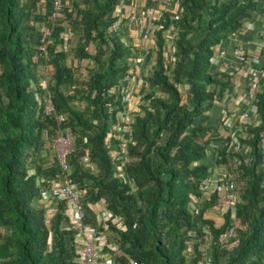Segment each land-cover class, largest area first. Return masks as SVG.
<instances>
[{"label": "trees", "instance_id": "16d2710c", "mask_svg": "<svg viewBox=\"0 0 264 264\" xmlns=\"http://www.w3.org/2000/svg\"><path fill=\"white\" fill-rule=\"evenodd\" d=\"M119 1L68 0L51 21V0H0V264H81L75 222L117 264H264V92L257 125L210 118L234 88L214 64L217 48L246 22L263 21L264 5L181 0L173 20V6L143 0L141 11L162 13L153 56L144 58L154 65L131 90L125 133L121 81L135 78L145 53L129 37L138 10L113 30ZM52 26L42 53L43 29ZM237 124L244 135L234 139ZM66 134L63 171L54 143ZM212 168L233 182L223 214L222 194L201 186ZM68 179L82 209L76 221L48 184Z\"/></svg>", "mask_w": 264, "mask_h": 264}, {"label": "built area", "instance_id": "2783aa9c", "mask_svg": "<svg viewBox=\"0 0 264 264\" xmlns=\"http://www.w3.org/2000/svg\"><path fill=\"white\" fill-rule=\"evenodd\" d=\"M68 0H51L52 5H53V12L50 16V20H54L57 18V16L62 12L65 3ZM160 2L163 5H169L173 6L174 10H177V13L173 16V20H176L178 18V11L180 7V1L181 0H155ZM162 5V6H163ZM142 7H135V6H125L123 0L119 1L117 6L115 7L114 14L113 16L116 18V21L113 25V30H117L119 28V24H121L124 20H127L129 18H132L135 14V12L138 10L139 11V16L136 17L137 25L141 29V34L142 38L145 41H152L153 38V21L157 20L159 16L161 15L162 12H159L155 9L148 8L145 9L144 11H141ZM164 11L166 9L162 8ZM161 9V10H162ZM52 27H46L43 29V37H42V44L39 47L40 52L44 53L46 52L47 45L50 41V36L52 32ZM262 31L259 33L261 37H264V27L261 29ZM63 39L66 43L67 39L70 37V30L67 29L64 34L62 35ZM172 33L168 35V41L172 40ZM259 53L264 51V45L259 47L258 49ZM142 59V58H141ZM141 59L138 61L140 62ZM241 68H245L244 65L241 64ZM137 71V70H136ZM132 74L125 76L122 81H121V88H123L124 91V105H126V112H122L121 117L124 119L126 122V125L122 128L123 132H129V126H128V108L131 107L132 105V93H131V83L133 81L135 82L134 77H131ZM250 76V87H249V100L251 103L255 106L257 103V95L261 93L262 91L264 92V74L260 73L257 74L256 72H251L247 71V76ZM140 80V79H139ZM137 82V81H136ZM136 82L133 84V87L135 89H140L141 85H143L142 81H138L140 83L139 85H135ZM130 91V92H129ZM46 112L50 114L52 112L51 108V103L48 102V106L46 108ZM262 112L264 114V104H263V109ZM58 122H62V118H57ZM234 122H240V123H246V116L241 115L237 116L234 113H230L228 115V118L226 120V126L227 127H232L234 125ZM236 137V136H235ZM236 139V138H234ZM56 144H67L69 147V150H56V156L59 161V164L61 165L63 171H67V166L65 164V155L68 154L70 150V137L69 134L66 135H61L56 141ZM234 144L237 145V142L235 140ZM55 148V147H54ZM260 148L262 150V168L264 170V125L262 128V131L260 133ZM41 182H43L41 180ZM221 182V183H220ZM50 185V193L53 198H56L60 201H63L70 206V208L74 209V212L76 213L77 218L82 217V209H81V204L79 202V196L78 194L74 191L72 185H71V180H66L64 182H60L57 180H52L48 182ZM202 188L214 192L217 191L218 193L222 194V203L223 207L221 210V213L227 212V210L233 206V197H232V191L234 189L233 187V182L230 180V174L228 171H224L219 179L214 182L212 180H204L202 182ZM106 215V213H105ZM76 230L81 231L80 232V237L83 238V246L80 249V254H81V264H117L113 256H105L101 254V251L99 250V247H97L95 240L93 238L92 230L82 226L81 224L75 222L73 226ZM225 237L221 238V241L224 240ZM128 264H141L137 261H131Z\"/></svg>", "mask_w": 264, "mask_h": 264}, {"label": "crops", "instance_id": "0c3cea01", "mask_svg": "<svg viewBox=\"0 0 264 264\" xmlns=\"http://www.w3.org/2000/svg\"><path fill=\"white\" fill-rule=\"evenodd\" d=\"M126 1L129 2L127 3L123 0L125 6L141 7L143 5V0ZM261 3L264 5V0H261ZM261 21L255 18L254 21L246 22L239 35L231 37V39L217 48L218 55L214 60V64L216 68L218 67L219 72L227 71L234 77L232 80L234 88L233 93L226 96L220 107L218 106V109L211 111L210 114L212 116L210 118L213 122L227 114L234 113L237 116H246V123L239 122L241 125L259 124L256 108L249 100L250 76H247V71L264 74V51L261 53L258 51L259 47L264 45V37H261L259 34L263 28ZM145 42L150 43L151 48L153 47L152 42ZM146 55L148 54L145 53L144 58H146ZM241 64L245 66L244 69L241 68ZM235 129L231 137H243L244 127H240L237 124ZM226 136L225 134L224 137ZM236 147L237 145L234 144L233 148L235 149ZM213 170H215V174L212 176V181L216 182L225 170L223 168H214ZM73 213L75 214L73 220L76 221V213ZM105 213L106 216L110 215L108 212ZM103 241L102 239L101 242Z\"/></svg>", "mask_w": 264, "mask_h": 264}, {"label": "rangeland", "instance_id": "374dc122", "mask_svg": "<svg viewBox=\"0 0 264 264\" xmlns=\"http://www.w3.org/2000/svg\"><path fill=\"white\" fill-rule=\"evenodd\" d=\"M263 23H264V20L262 21ZM134 31V32H133ZM132 32L133 33H131L130 35H129V37H130V39L132 40V43H135L136 45H137V47H138V52H139V54L140 53H147V54H151L152 56H153V53H154V48L152 47H150L151 45H150V43H146L144 40H143V38H142V34H141V29L139 28V26H138V28L136 29V31L135 30H133ZM153 46V45H152ZM140 58H142L141 60V62L140 63H135V65H134V69L135 70H137L136 72V74H135V82H136V84L135 85H139L140 83H138V81H140L139 80V77L141 76L140 75V73H145V72H150L151 71V69H152V67H153V65H154V59H150V61H146L145 59H144V57H142V56H140ZM139 58V59H140ZM137 64V65H136ZM134 81H133V83H131V89H132V92L134 91V87H133V84L135 83ZM142 86L143 85H141V88H142ZM54 147H55V149L57 150H69V147H68V145L67 144H64V146L61 144H56L55 145V143H54ZM215 215V220H217L219 223H221V218H220V215L219 214H216V213H214Z\"/></svg>", "mask_w": 264, "mask_h": 264}]
</instances>
